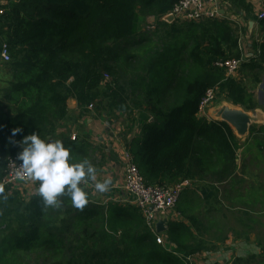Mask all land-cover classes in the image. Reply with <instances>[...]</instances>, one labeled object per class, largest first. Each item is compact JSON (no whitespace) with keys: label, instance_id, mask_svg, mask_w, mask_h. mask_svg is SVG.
<instances>
[{"label":"trees","instance_id":"16d2710c","mask_svg":"<svg viewBox=\"0 0 264 264\" xmlns=\"http://www.w3.org/2000/svg\"><path fill=\"white\" fill-rule=\"evenodd\" d=\"M178 1L4 0L0 46L9 48L6 66L12 81L2 101L15 109L6 114L0 107V181L8 160L22 151L24 136L38 132L52 139L68 115L69 100L81 115L91 105L97 116L129 117L140 111L152 119L124 144L146 184L170 186L193 178L197 141L221 133L217 126L232 135L225 123L198 119L201 100L217 89L216 100L247 112L259 109L254 88L264 74V39L253 38L252 56L239 69L241 78H227L214 63L242 57L234 30L217 20L184 24L186 29L164 23L161 18ZM149 18L154 31L168 30L158 45L140 34ZM257 25L264 30V18ZM176 37L183 44L172 45ZM14 129L20 131L13 135ZM62 141L74 160L87 159L95 166L89 145ZM218 146V176L226 180L235 156L226 140ZM86 192L83 208L74 207L66 195L54 208L45 206L37 193L24 201L21 191L4 187L0 264H21L30 257L35 264H189L186 258L195 251L187 248V229L169 222L165 237L160 236L163 245L158 244L136 208L102 205ZM247 262L237 258L232 264Z\"/></svg>","mask_w":264,"mask_h":264},{"label":"crops","instance_id":"0c3cea01","mask_svg":"<svg viewBox=\"0 0 264 264\" xmlns=\"http://www.w3.org/2000/svg\"><path fill=\"white\" fill-rule=\"evenodd\" d=\"M263 8L264 0L218 2L219 17L215 20L228 23L234 30L241 54V42H246L245 49L248 50L242 54L244 59L251 56L249 53L253 38L255 41L261 39V30L255 18ZM251 22L252 27L249 26ZM241 75L238 71L233 78H241ZM263 86L264 84H258L254 88L256 94L260 93ZM0 102V107L6 114L9 109H15L2 101V97ZM67 107L68 115L58 124L52 140L82 142L92 148L88 150V155L90 152L89 156L97 170L96 181L83 185L85 189H90L91 201L102 205L109 202L128 205V198L119 189L123 182L124 144L136 138L141 125L152 119L140 111L133 112L128 118L123 114H117L116 118L110 115L97 116L89 109L86 114L81 115L74 100H69ZM118 118L121 122H118ZM198 119L208 123L212 121L208 114H198ZM227 127L231 136L225 129L217 126L221 133H210L197 141L202 149L196 144L192 165L193 178L188 180L190 187L182 191L175 209L165 217L168 223L179 224L180 231L187 229L190 236L186 243L187 248L195 251L187 257H191L192 262L196 261L194 264H232L235 259L240 258L237 253L242 255L248 250L250 254L246 257H250L257 253L254 252L257 246L264 247L261 233L264 230V121L251 125L248 135L243 139L237 138L233 130ZM120 129L125 131V135L118 138ZM71 137H75V141ZM225 140L235 156V163L232 175L226 180H220V165L215 152L218 149L219 153L218 143ZM208 147L210 149L206 150ZM105 180L110 181L109 190L104 193L97 192L94 188L95 182ZM38 184L39 182L30 181L20 186L19 191L29 199L37 193ZM161 235L165 237V233ZM241 246L243 249L235 252Z\"/></svg>","mask_w":264,"mask_h":264},{"label":"built area","instance_id":"2783aa9c","mask_svg":"<svg viewBox=\"0 0 264 264\" xmlns=\"http://www.w3.org/2000/svg\"><path fill=\"white\" fill-rule=\"evenodd\" d=\"M220 0H179L172 8V10L161 20L166 24H196L204 21H213L219 17L218 2ZM4 4L0 3V16L4 14V9L1 7ZM264 18V8L257 14L255 20L258 22ZM167 20L171 22L168 23ZM153 27V23H147ZM260 40L264 39V30H261ZM247 59V57H245ZM240 58L238 60L225 59L218 60L214 63V67L223 70L227 78H233L238 73L241 64L245 60ZM0 60L3 64L10 61L9 48L5 43L0 46ZM105 79H109L104 75ZM217 89L206 92L204 98L199 105L198 114L204 115L215 102L217 97ZM92 110V106L88 107ZM74 141L75 137H71ZM20 161L17 157L10 158L7 162L4 176L0 181V187H18L17 181L22 184L29 183L27 177L19 174ZM123 163V182L119 189L128 198V203L136 208L144 220L146 227L156 236L157 243L163 245V238L156 235L155 224L161 218L168 215L175 209L180 194L186 188L190 187L188 180L181 181L174 185H148L143 180L137 167L132 161L130 154L124 151L122 154ZM38 183V182H36ZM249 252L242 254L246 257ZM190 264L191 257L186 258Z\"/></svg>","mask_w":264,"mask_h":264},{"label":"clouds","instance_id":"9594fccd","mask_svg":"<svg viewBox=\"0 0 264 264\" xmlns=\"http://www.w3.org/2000/svg\"><path fill=\"white\" fill-rule=\"evenodd\" d=\"M13 130V135L19 132ZM18 153L19 174L39 182L38 196L45 206L59 208V197L68 196L74 207L83 208L88 203V193L83 185L96 181L97 170L87 159L76 161L63 141L42 138L38 132L24 136ZM109 180L95 182L99 193L109 190ZM0 192L3 188L0 187Z\"/></svg>","mask_w":264,"mask_h":264},{"label":"rangeland","instance_id":"374dc122","mask_svg":"<svg viewBox=\"0 0 264 264\" xmlns=\"http://www.w3.org/2000/svg\"><path fill=\"white\" fill-rule=\"evenodd\" d=\"M0 3L1 4H5L4 0H0ZM154 22V21H153ZM148 22L144 23L141 25V33L140 34H144V36L148 37L151 39L152 37V43L158 45L159 44V41L162 37V35H164L168 30L167 28H155V31H154V27L151 28L150 25L147 24ZM176 26L178 27H182L184 26L183 28L186 29L185 25L184 24H177ZM155 32V33H154ZM176 43H172V45H176L177 43L178 44H183L184 40L180 37H176ZM146 40V39H145ZM246 43L245 41H242L241 42V48L243 50L242 54H245L247 52L248 49H245V44ZM147 44V41H144L143 42V47H145V45ZM246 50V52H245ZM251 49H250V53L251 54ZM10 59H11V55H10ZM10 62V61H9ZM8 62V63H9ZM264 74L261 75V80H260V84H264ZM12 81V78L10 77L9 75V71L7 69V66L6 64H3L0 60V99L2 97V94L7 91V88L10 84V82ZM106 81L108 82L109 80L106 79ZM260 93L259 94H256V90L254 92V99L256 101V103L259 105V110H261L263 113H264V86L262 87V89L259 90ZM225 103V101L222 99V98H218L216 100V102L208 109L205 111V114H208V111L209 110H212L214 108H216L218 105H221ZM117 116H114V118H116ZM127 117V116H126ZM128 118V117H127ZM118 122H121V120L118 118L117 119ZM209 120L211 121L212 119L209 118ZM125 131H123L122 129H120V132L118 134V138L119 137H122L123 134H124ZM125 135V134H124ZM197 145L200 149H202V147L200 146L199 142H197ZM16 190H20V186H18L17 188H15ZM87 191H90V189H86ZM21 194V198L24 200V201H27L28 200V196H24V194L20 193ZM23 195V197H22ZM121 205H124V204H121ZM130 205V204H128ZM131 206V205H130ZM262 233V241L264 243V230L261 232ZM242 248H240L239 250H236L235 252H240L241 249H243V246H241ZM232 249V248H231ZM232 250H235V249H232ZM248 252V250H246ZM250 251V250H249ZM256 254H253L251 255L250 257H242V255H240V253H237L239 254L240 258L244 261H248L246 264H264V247L261 248L260 246L256 247L254 249V252H256ZM252 252V251H250ZM19 262L21 264H35L36 263V260L34 257H30V258H27V259H24L23 260H19ZM192 264L196 263V261L192 262V260L190 261Z\"/></svg>","mask_w":264,"mask_h":264},{"label":"water","instance_id":"95a60500","mask_svg":"<svg viewBox=\"0 0 264 264\" xmlns=\"http://www.w3.org/2000/svg\"><path fill=\"white\" fill-rule=\"evenodd\" d=\"M153 21V18H149L147 22L151 23ZM167 22L170 23L171 21L167 20ZM249 26L252 27L253 23L251 22ZM208 116L214 122L225 123L233 130L236 137L239 139H243L248 135L251 125L260 124L264 121V114L261 110L256 109L253 112H247L226 102L218 105L212 110H209ZM17 184L19 186H23L20 181H17ZM165 217H161L156 222V235H161L166 232V225L168 224V221Z\"/></svg>","mask_w":264,"mask_h":264}]
</instances>
